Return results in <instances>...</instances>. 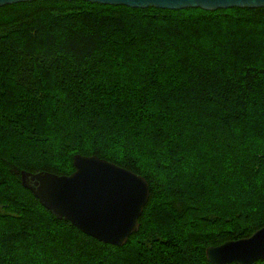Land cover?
Segmentation results:
<instances>
[{
    "label": "trees",
    "instance_id": "16d2710c",
    "mask_svg": "<svg viewBox=\"0 0 264 264\" xmlns=\"http://www.w3.org/2000/svg\"><path fill=\"white\" fill-rule=\"evenodd\" d=\"M75 153L147 180L124 244L20 183ZM263 225L264 7L0 6V264H213L207 246Z\"/></svg>",
    "mask_w": 264,
    "mask_h": 264
},
{
    "label": "water",
    "instance_id": "95a60500",
    "mask_svg": "<svg viewBox=\"0 0 264 264\" xmlns=\"http://www.w3.org/2000/svg\"><path fill=\"white\" fill-rule=\"evenodd\" d=\"M33 0H0V6ZM75 1V0H63ZM130 8L207 11L226 8H260L264 0H82ZM69 174L20 170L19 181L57 218L69 220L81 231L103 242L122 245L137 231L138 218L147 202L149 187L135 173L95 154L75 153ZM213 264H248L264 258V225L249 236L225 240L205 248Z\"/></svg>",
    "mask_w": 264,
    "mask_h": 264
}]
</instances>
